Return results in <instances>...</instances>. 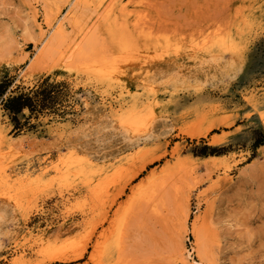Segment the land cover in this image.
Here are the masks:
<instances>
[{"label":"rangeland","instance_id":"obj_1","mask_svg":"<svg viewBox=\"0 0 264 264\" xmlns=\"http://www.w3.org/2000/svg\"><path fill=\"white\" fill-rule=\"evenodd\" d=\"M109 4L141 53L145 33L161 46H234L235 75L157 92L127 83ZM74 43L88 54L64 59ZM100 59L115 68L107 77ZM42 85L47 108L9 111V98ZM87 93L118 125L156 116L169 130L107 161L78 160L62 134L82 122ZM18 138L57 142L29 153L11 148ZM0 194L21 220L0 264H180L183 245L195 264H264V0H0Z\"/></svg>","mask_w":264,"mask_h":264},{"label":"bare ground","instance_id":"obj_2","mask_svg":"<svg viewBox=\"0 0 264 264\" xmlns=\"http://www.w3.org/2000/svg\"><path fill=\"white\" fill-rule=\"evenodd\" d=\"M82 2L83 1H81V3ZM72 3V6H69L67 10L68 13L65 19H68L72 26L77 27L79 20L76 18L75 14L79 5L78 3ZM112 6L111 4L104 6L106 8L103 9V11L105 10L104 15H106L104 18L110 20L109 31H111V34H115L116 43L119 42V56L122 62L120 67L127 83L137 88H147L150 91L157 92L161 87L180 89L184 86L187 87L190 83L191 85L192 83L202 85L207 81H214L224 76L233 77L235 75L237 68L235 67L236 63L233 56L234 46L231 47L228 45L229 47H224V50L220 53H217L218 51L215 52L213 49L214 45H208V42H203L202 44L196 43L194 45L167 43L161 46L158 37H152L148 35V33H145L139 34V37L145 38L147 41L146 46L149 47L151 51H149L148 55L143 54L145 52L141 53L138 38L128 32L130 30H119V28L115 26L116 20L110 18L109 13ZM57 20L58 19H56L57 23L54 26L55 34H62L64 32L63 20L62 18ZM45 23L47 27L53 28L54 24L48 19L45 20ZM82 30L79 36L82 39H86L89 35V27H84ZM141 32H143V30H141ZM223 43L224 39H220V44L223 45ZM226 51L229 54L227 57L224 54ZM86 54H88V52L81 44L74 43L70 47V51L64 54V59H69L72 55L85 57ZM142 54L147 56L145 58L141 57ZM114 60L115 59H113V61ZM62 61L65 60L62 59ZM102 61L103 59L97 62V64H94L95 70L100 75L107 77L109 74H112L110 71L113 72L115 68L110 63L112 61H109V63H107L108 65H104ZM109 77H111V75ZM83 103L84 110L82 112V122L74 127L66 128L64 134H62L64 147L78 153L80 156L78 160L107 161L110 159L109 157L116 154L119 155L125 149L137 144L139 140H148L153 136L159 135L160 132L166 133L169 130L165 121L161 119V117L157 118L156 116L151 120L148 119L147 122H144L140 126L133 125V122H130L131 120L125 121L124 125H118L114 120L105 115L103 108L92 102V97L89 93L83 97ZM23 140L24 138L12 139L10 143L11 148L25 149L26 145L27 148L25 151L34 153L38 151V149L49 150L52 148V145L57 142V139L49 142L42 138H34L31 139V142L28 141L26 144H22ZM25 140L27 139L25 138ZM150 161L151 160H148L145 163ZM20 226L21 220L14 207L12 197L6 194H0V248L6 244V240L11 238L12 234L17 231ZM80 255L81 254L75 255L74 259L80 257ZM189 257H191V253L183 245L180 249L177 262L180 264H195L193 258L190 260Z\"/></svg>","mask_w":264,"mask_h":264},{"label":"trees","instance_id":"obj_3","mask_svg":"<svg viewBox=\"0 0 264 264\" xmlns=\"http://www.w3.org/2000/svg\"><path fill=\"white\" fill-rule=\"evenodd\" d=\"M46 84V83H45ZM54 87V86H53ZM49 85L40 86L38 89L31 90L28 94L23 93L9 98L7 107L10 112L18 113L24 108H28L30 112L47 108L53 97L52 91L48 90Z\"/></svg>","mask_w":264,"mask_h":264},{"label":"crops","instance_id":"obj_4","mask_svg":"<svg viewBox=\"0 0 264 264\" xmlns=\"http://www.w3.org/2000/svg\"><path fill=\"white\" fill-rule=\"evenodd\" d=\"M48 140V139H47Z\"/></svg>","mask_w":264,"mask_h":264}]
</instances>
